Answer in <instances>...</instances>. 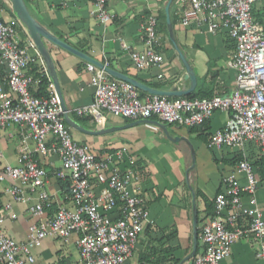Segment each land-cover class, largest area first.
Instances as JSON below:
<instances>
[{"label": "built area", "instance_id": "2783aa9c", "mask_svg": "<svg viewBox=\"0 0 264 264\" xmlns=\"http://www.w3.org/2000/svg\"><path fill=\"white\" fill-rule=\"evenodd\" d=\"M189 1L190 6L181 12L183 26L196 24L210 31L227 30L237 42L230 62L237 72L231 94L142 96L133 82L88 62L87 69L94 73V98L76 112L92 116L98 125L103 124L104 112L109 111L133 120L156 116L191 127L204 123L218 109L231 110L227 123L210 134L208 146L244 148L250 141L264 146V28L253 16L257 0ZM95 2L100 20L109 22L114 13L108 0ZM5 10L0 0V140L3 130L17 124L21 146L17 164L0 165V181H14L5 191L20 202L29 200L25 185L36 191L40 200L30 210L39 216L52 204L46 188L50 172L59 178H70L72 201L61 204L52 217L33 223L29 237L23 241L4 230L5 221L17 217L12 201H7L0 209V259L4 264H30L36 258L34 249L45 236L68 238L78 232L83 264H131L136 244L152 221L141 174L134 166L136 159L128 145L100 155L73 136L37 44L18 16L8 19L2 15ZM157 25V15L151 14L142 25L146 48L131 52L140 69L160 68L165 61L164 53L155 45ZM122 44L129 47L123 40ZM33 63L38 65L36 72L31 71ZM104 64L110 62L106 60ZM44 75L50 79L49 95H37L35 91ZM156 76L163 77L164 71H158ZM56 156L60 166H50ZM3 157L0 150V162ZM224 183V189L215 196V210L205 217L200 228L201 249L194 255L193 264H223L234 242L248 233L260 240L258 256L264 255V214L252 162L246 157L241 159L225 175ZM241 217L248 219L247 225L240 224Z\"/></svg>", "mask_w": 264, "mask_h": 264}, {"label": "crops", "instance_id": "0c3cea01", "mask_svg": "<svg viewBox=\"0 0 264 264\" xmlns=\"http://www.w3.org/2000/svg\"><path fill=\"white\" fill-rule=\"evenodd\" d=\"M168 1L108 0L114 16L104 23L98 16L95 0H26L32 13L52 32L98 60H108L113 68L157 88H188L191 82L186 76V66L170 38L166 13ZM3 2L6 10L2 15L18 19L11 3L8 0ZM189 6V0H173L171 5L176 39L197 75V84L189 94L229 95L236 84L237 72L230 62L237 42L227 30L210 31L196 24L183 26L181 12ZM252 12L264 28V0H257ZM151 14L158 17L155 45L164 53L165 61L161 69L143 70L136 66L131 52L146 48L147 36L142 25ZM122 40L129 47L123 46ZM47 44L56 63L69 114L82 127L69 124L73 136L89 144L100 155L128 145L136 161L142 165L143 196L152 221L147 223L136 244L131 264H193L194 255L201 249L200 228L205 217L215 210V196L224 189L225 175L245 157L252 162L258 177L257 197L264 214V146L253 141L244 148L224 146L212 149L208 146L210 134L227 123L231 110L218 109L205 123L191 127L161 120L167 124L168 132L154 123L127 125L135 120L109 111L104 112V122L98 125L92 116L76 112L78 107L94 98L91 84L94 73L87 69L89 61L51 41ZM160 70L164 71V76L158 78L156 74ZM140 91L142 96L153 94L141 88ZM106 127L113 129L97 131ZM20 139L19 125L3 130L0 150L4 157L0 165L18 163ZM60 164L56 156L50 166L59 167ZM68 180L49 173L46 188L52 204L46 206L42 216L30 210V206L40 200L36 191L25 185L29 200L20 202L5 191V187L14 181H0V209L11 200L17 213V217L5 221V232L17 240H26L33 223L52 217L61 204H71ZM191 186L198 211V245L193 255H190L194 249ZM239 222L247 225L248 219L241 217ZM79 236L78 232L68 238L45 236L34 249L36 258L30 264H83ZM261 247L260 240L248 233L234 242L232 253L223 264H264V255L258 256ZM0 264H4L1 259Z\"/></svg>", "mask_w": 264, "mask_h": 264}, {"label": "water", "instance_id": "95a60500", "mask_svg": "<svg viewBox=\"0 0 264 264\" xmlns=\"http://www.w3.org/2000/svg\"><path fill=\"white\" fill-rule=\"evenodd\" d=\"M8 1L13 6L14 11L17 14V16L27 26L30 35L32 36L35 43L37 44L45 62H46L50 76H51L53 82L55 83L56 89H57L58 94L60 96L62 106L65 110V119L70 125H72L74 127L82 128L79 125V123L75 119H73L69 114V109H68V106L65 102L64 94H63V91H62V88L60 85L56 63H55L54 57L52 55V52H51V50L47 44V41H51V42L65 48V49L79 55L83 59H85L89 62H92V63H94L100 67H105V69L109 73H111L113 76L129 80V81L133 82L134 84H136L139 88L146 90V91L153 93V94L170 95V96L171 95L189 94L195 88V86L197 84L196 72H195L192 64L190 63V61L188 60V58L186 57V55L184 54V52L180 48L178 41L176 39V35H175V31H174V24H173V19H172V14H171V5H172L173 0H169L167 5H166L167 24H168V29H169V33H170V38H171L175 48L177 49L181 59L183 60L185 66H186V69H187V75L186 76H187V78L190 79V82H191L190 87H188V88H178V87H174L173 89L157 88V87H154V86H151L149 84L142 82L141 80L131 76L128 73H125V72H122L118 69H115L110 65H105L104 62H102V61L98 60L97 58L91 56L87 52H85L82 49L74 46L73 44L69 43L68 41L64 40L63 38H61L60 36H58L57 34L52 32L48 27H46L32 13V11L30 10L26 0H8ZM141 122L157 124V125L161 126L166 132H168L167 124L165 122L159 120V119L141 118V119H137L133 122H130L127 125H133V124H137V123H141ZM111 129H113V128L106 127V128H103V129H100L97 131L104 132V131H108ZM191 189H192L193 195H194V249L190 255H193V254H195L196 248L198 245V226H197V224H198V211H197V206L195 203V192H194V189L192 186H191Z\"/></svg>", "mask_w": 264, "mask_h": 264}, {"label": "trees", "instance_id": "16d2710c", "mask_svg": "<svg viewBox=\"0 0 264 264\" xmlns=\"http://www.w3.org/2000/svg\"><path fill=\"white\" fill-rule=\"evenodd\" d=\"M174 23H175V21H174ZM37 69H38V65L37 64H35V63L31 64V71L32 72H36ZM49 82H50V79H49L48 76H46V75L42 76V80H41V82L39 84L38 89L35 91V93L37 95H49V90H48ZM188 96L189 97H196V96H205V95L204 94L203 95L202 94H198L196 92H192ZM134 166H135V169L141 174L142 165L140 164V162L136 161ZM69 180H70V178H69ZM69 182H70V188L69 189L71 190V180Z\"/></svg>", "mask_w": 264, "mask_h": 264}]
</instances>
